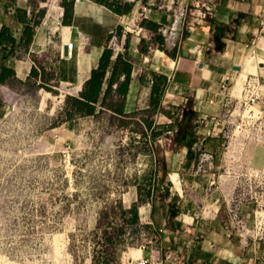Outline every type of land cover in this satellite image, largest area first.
Returning a JSON list of instances; mask_svg holds the SVG:
<instances>
[{"label": "crops", "instance_id": "crops-1", "mask_svg": "<svg viewBox=\"0 0 264 264\" xmlns=\"http://www.w3.org/2000/svg\"><path fill=\"white\" fill-rule=\"evenodd\" d=\"M65 1L73 8L67 16L62 9L60 20L51 32L42 36L37 28L30 45L22 43L8 60L2 61L0 57V64L15 72L0 83V90L4 92L3 85L10 81L21 83L33 79L36 64L32 53H43L46 70L52 71L66 93L82 98L92 71L99 66L104 52L111 49L112 39L118 37L120 50L112 49V65L95 114L66 119L64 136L150 137L155 129L158 137L174 135L176 151H166V160L160 159L157 169L159 173L167 171L165 181L171 185L170 198L161 205L156 199L146 200L138 208L139 217L150 225L152 234L151 241L137 252L138 257L148 260V264H243L239 254L245 251L246 237L231 207L233 201L239 206L240 198H234V193L240 183L229 176L232 171L225 165L227 154H219V140L215 137L225 136L209 133L212 128L224 129L229 121L221 103L226 96L222 84L230 83L232 67L238 65L233 53L222 54V50H215L217 33L222 31L218 40L223 47H229L230 43L239 46V33L254 36L261 25L260 0H220L210 7V15L206 11V0H185L186 8L178 7L173 11L162 7L151 9L145 21L154 29L140 24L141 32L132 36L123 32L125 15H118L111 5L97 0ZM130 1L133 11H137L139 2ZM25 3L26 0H16L15 5L7 4L0 9V32L4 25L10 26L18 43L23 26L13 15L17 9L28 11ZM156 35L162 36L164 42L154 41ZM230 35L233 39L228 38ZM242 37H246L245 34ZM68 41L74 45L71 54ZM64 46L68 47L67 57L63 55ZM120 55L133 65L129 82L124 72H114ZM157 76L166 77L168 82L162 101L155 108L152 92ZM189 109L193 117L188 120L191 128L188 134L194 139L190 149L175 141L183 130V113ZM134 126L138 129L136 133L131 130ZM89 129L97 133L89 134ZM165 144L169 146L167 139ZM202 153L210 154L212 160H203ZM263 164L264 158L258 160L253 152L251 165L260 168ZM131 254L127 252L128 259Z\"/></svg>", "mask_w": 264, "mask_h": 264}, {"label": "rangeland", "instance_id": "rangeland-1", "mask_svg": "<svg viewBox=\"0 0 264 264\" xmlns=\"http://www.w3.org/2000/svg\"><path fill=\"white\" fill-rule=\"evenodd\" d=\"M63 1L26 0L28 16L39 21L35 29L42 36L56 27ZM136 2L138 10L123 22V32L129 36L140 32L133 20L140 26L144 9L186 8L185 0ZM7 4L15 5L16 0H0V9ZM237 41L239 46L230 43L222 49V54L233 53L240 66L226 87V93L235 97L250 75L264 76V26L254 36L239 33ZM110 44L115 50L119 38ZM32 58L45 85L33 77L21 83L10 81L3 85L4 92L0 90V264H129L142 259L137 252L152 239L150 225L140 217L137 231L131 234L133 226L126 222L130 215L122 209L134 203L142 206L139 199L146 200L149 187L144 179L155 167L159 169L166 151H176L174 135L158 137L155 129L150 137H65L69 94L52 71L46 70L43 53H32ZM262 86L254 106L257 112L253 120H245L243 131H235L234 137H215L219 154H227L230 178L240 183L234 193V198H240L239 206L233 201L231 207L246 237L245 251L239 254L243 264H264V229H255L254 218L264 205V164L260 168L251 165L253 152L258 160L264 158V83ZM131 130L138 132L136 126ZM91 132L95 135L97 130H87ZM162 175L158 172V178ZM163 187L155 198L159 205L170 198L171 186L169 190L165 184Z\"/></svg>", "mask_w": 264, "mask_h": 264}, {"label": "trees", "instance_id": "trees-1", "mask_svg": "<svg viewBox=\"0 0 264 264\" xmlns=\"http://www.w3.org/2000/svg\"><path fill=\"white\" fill-rule=\"evenodd\" d=\"M100 3H106L108 0H97ZM63 8L65 10V15H69L71 12L73 5L68 4L67 1H63ZM111 7L118 15H128L134 9L133 4H123L119 1H115L111 4ZM14 19L18 24L23 26V35L21 41L18 43L17 39L14 37L13 30L10 26L4 25L0 32V57L2 61L8 60L13 57L16 53V48H19L22 43L25 45H30L33 41L35 35V26L39 24V21L32 20L28 16L27 10L17 9L13 15ZM64 23H66L64 21ZM143 26H147L151 30H153V26L151 24H147V21H143L141 23ZM65 32L68 33V28H65ZM215 50L221 51L223 49V44L218 40L220 36H222V31L217 33ZM155 40H159L161 43L164 42V39L160 35H156ZM112 56L113 50L107 49L102 56L99 66L92 71L91 78L87 81L84 94L82 98H77L68 95L66 98V103L68 106L67 118L72 119L74 116H91L96 112V104L99 101L103 83L106 77V74L109 68L112 65ZM124 72L126 75V81L129 82L131 73L133 70V65L130 61L125 59L123 56H119L114 64V72L118 71ZM15 72L13 69L8 67L5 64H0V83L6 82L10 77L14 76ZM32 77L40 78L42 85H45L44 80L41 78L42 74H40L36 69L32 71ZM168 79L164 76H157V79L154 83L153 92H152V104L156 108L161 103L162 98L164 96ZM109 93V92H108ZM184 122H183V130L178 134V137H175V141H178L185 147L190 149L194 139L193 137H189L188 132L191 131V128L188 126V120H191L193 117V111L190 109L184 111ZM165 166V163H164ZM148 177H150L148 181ZM167 178V171L163 173L161 178H158V170L154 169L151 174H147L144 181H146L149 187L146 189V200H154L156 196L164 190V184L167 186L166 190H169L171 186L169 183H165ZM145 200V201H146ZM144 199H139L140 202H145ZM151 202V201H150ZM121 206V205H120ZM122 208V207H121ZM139 205L134 203L131 205L129 209H122L123 214L130 215L129 218L126 219V222L133 226V230L131 234L137 231L138 225H140V217L138 214ZM172 216L175 217L176 211L174 207H172ZM106 260V259H105Z\"/></svg>", "mask_w": 264, "mask_h": 264}, {"label": "built area", "instance_id": "built-area-1", "mask_svg": "<svg viewBox=\"0 0 264 264\" xmlns=\"http://www.w3.org/2000/svg\"><path fill=\"white\" fill-rule=\"evenodd\" d=\"M200 1V0H196ZM208 7L206 9L207 13L210 15L211 10L210 7L217 3L220 0H206ZM243 2V0H242ZM149 13H151V9H144L141 13V16L144 17V19L148 18ZM134 15V14H133ZM260 23L262 26H264V0H260L259 4V16ZM128 18V15L123 16V22L125 19ZM134 18V16H133ZM134 26L139 29V25L137 24V21L133 20ZM140 31V30H139ZM141 32V31H140ZM139 32V33H140ZM84 40H86L84 38ZM68 47L70 49L69 54H71L73 49V43L68 41ZM247 47V45L245 46ZM120 49L118 46H116L115 51L118 52ZM200 53V52H199ZM260 70H263L260 68ZM229 82V81H228ZM223 83L222 89L226 91V87L229 83ZM264 83V76L263 75H250L248 79L245 80L241 96L235 97L231 95L230 93H226V96L221 99V103L227 114L229 115V121L227 122L226 129L220 128L218 131L215 128H212L210 131V135H226V137H234L233 133L235 131H238L241 133L243 131V127H245V120H253L254 119V106L258 104V100L260 98V93L262 92V84ZM212 103V101L210 102ZM245 112H248V117L244 116ZM251 113V114H250ZM233 127V130L230 132L229 127ZM230 133V134H228ZM203 160H210L212 159V156L210 154H202ZM255 218V229L261 230L264 229V205L257 211V213L254 215ZM129 264H148V260L146 259H137L132 260Z\"/></svg>", "mask_w": 264, "mask_h": 264}, {"label": "water", "instance_id": "water-1", "mask_svg": "<svg viewBox=\"0 0 264 264\" xmlns=\"http://www.w3.org/2000/svg\"><path fill=\"white\" fill-rule=\"evenodd\" d=\"M63 55H64V57H67V56H68V47H67V46H64ZM198 66H199V68L202 67L201 64H199ZM138 69L140 70V68H138ZM232 70H233V71H240V66H239V65H234V66L232 67Z\"/></svg>", "mask_w": 264, "mask_h": 264}, {"label": "bare ground", "instance_id": "bare-ground-1", "mask_svg": "<svg viewBox=\"0 0 264 264\" xmlns=\"http://www.w3.org/2000/svg\"><path fill=\"white\" fill-rule=\"evenodd\" d=\"M235 96H236V95H235ZM240 96H241V91H240V95H239V97H240ZM254 111H255L254 113H256V112H257V110H256V109H254Z\"/></svg>", "mask_w": 264, "mask_h": 264}]
</instances>
